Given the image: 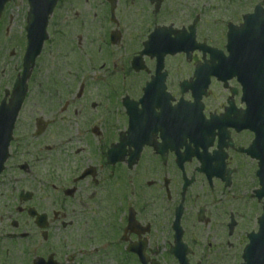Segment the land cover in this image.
Segmentation results:
<instances>
[{
	"label": "flooded vegetation",
	"instance_id": "af4514ba",
	"mask_svg": "<svg viewBox=\"0 0 264 264\" xmlns=\"http://www.w3.org/2000/svg\"><path fill=\"white\" fill-rule=\"evenodd\" d=\"M248 5L220 0L204 22L200 0L10 1L0 56L21 63L3 98L29 22L47 40L3 175L39 186L0 193V264L244 263L264 200L245 152L255 90L236 71L250 59L227 41Z\"/></svg>",
	"mask_w": 264,
	"mask_h": 264
},
{
	"label": "rangeland",
	"instance_id": "374dc122",
	"mask_svg": "<svg viewBox=\"0 0 264 264\" xmlns=\"http://www.w3.org/2000/svg\"><path fill=\"white\" fill-rule=\"evenodd\" d=\"M260 0H249V8H252V6ZM218 2H220V0H200V4H201V9H202V14H204V22H210L211 20V15L215 14L212 11V7L216 6L218 4ZM17 4L14 3V5L12 6V8L14 9L13 11L15 13H17V6L15 5ZM252 4V5H251ZM213 22V21H212ZM222 29H217L216 31H218V33L220 34ZM1 56L2 60L0 61V99L2 96V92H3V87L6 83V80L9 79L10 75H12V70L16 67L17 63L18 66L21 63V60L19 59V56H15V57H10L8 54H4ZM5 71V72H4ZM76 72L73 71L72 76H75ZM66 78H68L67 74H66ZM104 78V77H103ZM51 140H48L46 142V145H57L62 138L60 137H50ZM42 146H43V142H42ZM39 155H41L40 153H34V157H30V159L36 158ZM9 179H7L5 182L1 181L0 183V193L1 192H11V191H18L20 188H25V189H31L34 187H38L39 184L36 183L35 181L28 180L27 182L21 183L19 184L17 182V180H12L11 184L9 186V188L7 187V182Z\"/></svg>",
	"mask_w": 264,
	"mask_h": 264
},
{
	"label": "water",
	"instance_id": "95a60500",
	"mask_svg": "<svg viewBox=\"0 0 264 264\" xmlns=\"http://www.w3.org/2000/svg\"><path fill=\"white\" fill-rule=\"evenodd\" d=\"M5 2L6 0H0V12L3 9ZM36 56L37 53H33L27 57L26 70H28L29 66L35 62ZM26 80L27 76L24 77L23 83L16 87L11 104L9 106L2 105L0 108V173L2 172L3 164L7 159L8 146L11 140L14 123L25 97Z\"/></svg>",
	"mask_w": 264,
	"mask_h": 264
}]
</instances>
